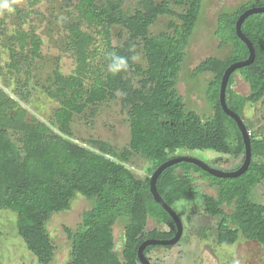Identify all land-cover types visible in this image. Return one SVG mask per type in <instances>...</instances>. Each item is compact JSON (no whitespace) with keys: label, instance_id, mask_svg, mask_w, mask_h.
Listing matches in <instances>:
<instances>
[{"label":"trees","instance_id":"16d2710c","mask_svg":"<svg viewBox=\"0 0 264 264\" xmlns=\"http://www.w3.org/2000/svg\"><path fill=\"white\" fill-rule=\"evenodd\" d=\"M203 2L139 0V8L131 13L123 9L122 0H78L77 19L67 23L68 49L76 68L72 74L56 68L48 88V95L61 102L54 119L46 120L39 114L29 117V107L23 105L26 96L0 85V210L17 214L18 236L39 263L50 264L56 255L47 228L51 215L70 209L80 193L90 205L76 229L65 228L71 241L68 264H143L138 248L144 240L169 239L177 231L172 216L155 200L149 175L168 159L181 156L176 155L179 149H211L239 161L228 170L242 164L243 136L237 122L221 106L220 86L226 68L250 54L236 31L239 16L248 8L264 6V0H248L218 15L215 36L219 47L230 46L231 52L225 58L206 57L192 70L193 77L212 74L206 91L213 108L209 116L188 108L178 88ZM171 5L186 7L179 14L180 22L171 21V31L151 35L150 27L160 15L171 12ZM82 23L105 31L119 24L130 33L123 45L110 46L106 53L108 64L115 53L127 58L129 69L93 77L88 89L85 81L91 79L89 59L93 56L90 47L96 38L83 29ZM242 30L252 41L256 56L252 64L230 76L227 103L243 119L245 107L264 97V12L249 15ZM19 35L20 41L29 43L32 58L38 57L40 36L35 31H20ZM136 40L143 43L147 69L133 59ZM130 72L144 75L140 87L133 86ZM236 74L248 83V93L233 88ZM118 92L124 106H131L129 145L118 151L105 142L75 139L71 130L74 114L115 98ZM251 144V164L240 176L218 177L182 161L167 167L157 180L160 195L173 208L179 200L200 198L205 212L219 217L217 241L222 245L235 244L242 237L264 246V204L253 197L254 188L264 182V136L251 132ZM135 154L152 162L143 178H138L130 166ZM223 159L219 156L214 161ZM207 187L215 193L208 192ZM121 218L128 222L123 249L117 253L114 227ZM149 220L155 223L152 228L148 227ZM172 246L148 245L145 254L151 260L153 249Z\"/></svg>","mask_w":264,"mask_h":264},{"label":"rangeland","instance_id":"374dc122","mask_svg":"<svg viewBox=\"0 0 264 264\" xmlns=\"http://www.w3.org/2000/svg\"><path fill=\"white\" fill-rule=\"evenodd\" d=\"M106 3L107 0H99ZM123 9L135 12L139 8V0H122ZM159 0H157L158 2ZM248 0H204L200 19L192 35L187 49V59L180 75L178 88L184 96L187 106L205 116L213 112L206 98V91L211 73L192 76L193 68L201 60L209 56L227 57L230 46L219 47L215 36L217 18L220 12L231 10ZM78 0H19L12 13L0 15V84L8 90H17L26 96L23 105L29 107L30 116L39 114L46 120L55 118L60 100L48 95V88L53 83V74L59 68L65 74H72L76 68V60L68 49L67 23L76 21V4ZM171 12L158 17L150 27V34L171 31V21L180 22L179 14L185 6L171 5ZM96 39L91 45L93 56L89 59L90 78L86 79V88L90 87L93 77L105 76L108 73L106 57L110 46L123 45L130 33L119 24L111 26L108 31L101 27L81 24ZM20 31H35L42 40L40 55L32 58L28 42L20 41ZM24 44V46H23ZM136 63L147 69L148 59L141 40L133 46ZM15 64L16 68H11ZM132 84L141 86L142 73L130 72ZM233 88L240 93H248L249 85L240 74L235 75ZM150 85V83H149ZM124 106L121 93L115 98L87 106L83 112L75 113L71 123L73 137L80 141L105 142L118 151L127 147L131 140V122L129 110ZM243 120L250 131L256 136H264V97L257 103L248 104L243 112ZM20 143V142H18ZM176 155L193 156L203 160L210 166L219 169H233L239 161L229 155H221L211 149L186 150L179 149ZM224 158L216 163L214 160ZM130 166L138 178L145 177L152 162L141 155L130 158ZM210 193L214 189L207 187ZM254 200L264 204V182L254 188ZM87 198L78 193L72 200L68 210L53 213L47 223L48 231L56 247V255L50 264H68L70 260L71 241L66 227L76 229L81 222L82 213L89 207ZM176 212L181 216L184 233L178 243L172 247L153 249L149 256L154 264H264V246L260 243L239 238L235 244L222 245L217 241L218 216L205 212L204 203L200 198L195 200L182 199L174 203ZM230 211L229 209H227ZM125 218L115 225L117 253L123 249ZM155 226L149 220L148 227ZM0 264H41L27 249L17 233V214L9 209L0 210Z\"/></svg>","mask_w":264,"mask_h":264},{"label":"water","instance_id":"95a60500","mask_svg":"<svg viewBox=\"0 0 264 264\" xmlns=\"http://www.w3.org/2000/svg\"><path fill=\"white\" fill-rule=\"evenodd\" d=\"M259 12H264V6H255V7L248 8L239 16V18L236 22V31H237L238 36L247 44L250 54H249L248 58H246L244 60L236 61L226 68V70L223 74V77L221 80V86H220L221 106H222L223 110L229 116L234 118V120L237 122L238 127L240 128L242 136H243V140H244V144H245L244 160L238 168H236L234 170H224V169L214 168V167L210 166L209 164H207L206 162H204L203 160H200L196 157L181 155V156H177V157L168 159L167 161L163 162L154 170V172L152 174L149 175L151 192L153 193L155 200L158 203H160L168 211V213L172 216V218L174 219V221L176 223L177 231H176L175 235L169 239L149 238V239L144 240L138 248V258L141 261V263H143V264H153L151 262V260L148 258V256L145 254V249L148 245H174V244L179 242V240L181 239V237L183 236V233H184V224H183L181 216L176 212V210L172 206H170L163 199V197L160 195L158 188H157V180H158L160 174L167 167H169L175 163H178V162L187 161V162H192V163L200 166L204 170H206L209 173H211L215 176H218V177H237V176H240L241 174H243L244 172H246L247 169L249 168L250 164H251V161H252L251 132L247 128L242 117L237 112H235L234 110H232L228 106V103H227V87H228V82H229V79H230V76L232 75V73L238 68L252 64L254 59H255V56H256L255 47H254L252 41L243 32L242 25H243L244 20L249 15L254 14V13H259ZM0 85H2V84H0ZM6 90L9 91L8 89H6Z\"/></svg>","mask_w":264,"mask_h":264},{"label":"clouds","instance_id":"9594fccd","mask_svg":"<svg viewBox=\"0 0 264 264\" xmlns=\"http://www.w3.org/2000/svg\"><path fill=\"white\" fill-rule=\"evenodd\" d=\"M19 3V0H0V15L5 12L12 13L15 11V5ZM135 59V57H133ZM129 69V64L127 58L119 56L115 53L110 55L108 71L116 75L120 72H126Z\"/></svg>","mask_w":264,"mask_h":264}]
</instances>
